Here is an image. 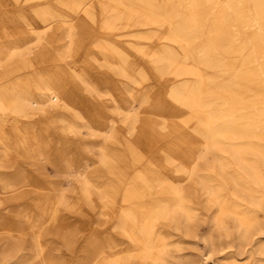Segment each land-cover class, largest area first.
Wrapping results in <instances>:
<instances>
[{"label":"bare ground","instance_id":"6f19581e","mask_svg":"<svg viewBox=\"0 0 264 264\" xmlns=\"http://www.w3.org/2000/svg\"><path fill=\"white\" fill-rule=\"evenodd\" d=\"M1 206L0 264H264V0H0Z\"/></svg>","mask_w":264,"mask_h":264},{"label":"rangeland","instance_id":"374dc122","mask_svg":"<svg viewBox=\"0 0 264 264\" xmlns=\"http://www.w3.org/2000/svg\"><path fill=\"white\" fill-rule=\"evenodd\" d=\"M243 57H244V55H243ZM29 108H30V106H29ZM136 108L138 109V107L136 106ZM30 111H32V110H30ZM14 119V117H12V116H7L6 117V119H8V120H10V123L13 121V119ZM21 122V124L22 125H26V126H28V127H38L40 124H42V123H45V120L44 119H41V118H38V117H36V119H29V120H24V119H21L20 120ZM9 124V123H8ZM83 134H84V131H83ZM149 157H150V155H149ZM146 165V164H145ZM54 173V172H53ZM65 187H66V189L68 190L69 189V186L66 184V182H65V185H64ZM10 214H11V212L6 208V207H4V206H1L0 207V223L2 222V220H5V218H7V217H10ZM8 219V218H7ZM200 234H199V236H201V232H199ZM187 247V248H186ZM186 250H188V252L191 250V246H188V245H186ZM199 247H200V245H199ZM190 249V250H189ZM187 252V251H186Z\"/></svg>","mask_w":264,"mask_h":264}]
</instances>
